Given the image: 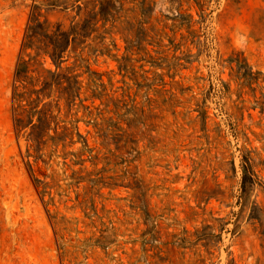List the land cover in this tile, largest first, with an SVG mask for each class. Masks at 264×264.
Returning <instances> with one entry per match:
<instances>
[{
    "label": "rangeland",
    "instance_id": "obj_1",
    "mask_svg": "<svg viewBox=\"0 0 264 264\" xmlns=\"http://www.w3.org/2000/svg\"><path fill=\"white\" fill-rule=\"evenodd\" d=\"M152 1L88 42L80 99L46 101L75 144L38 154L13 117L33 7L84 14L0 0V264H264V0ZM246 156L261 186L241 202Z\"/></svg>",
    "mask_w": 264,
    "mask_h": 264
},
{
    "label": "trees",
    "instance_id": "obj_2",
    "mask_svg": "<svg viewBox=\"0 0 264 264\" xmlns=\"http://www.w3.org/2000/svg\"><path fill=\"white\" fill-rule=\"evenodd\" d=\"M194 1L203 12L206 0ZM47 2L49 8L68 10L72 7L78 10L77 17L82 13L84 17L79 21H73L67 28L63 23H53L46 19L41 13L40 6L33 7L15 73L13 117L18 139L29 133L27 141L32 143L38 154L42 153L50 143L56 148L60 146L66 148L68 140H71V146L75 144L69 129L63 128L62 132H59L61 128L57 118L53 116L51 104L46 101L52 100L58 94L57 106L60 110L61 101H65L69 109H72L80 99L83 89V83L80 81L82 76L76 72L81 68L78 62H84L81 54L88 47V42L103 29L104 35H98L94 40L104 46L105 36L112 33L124 16L135 12V9H126L128 4H135L143 18L150 16L154 4L152 0L140 2L139 0H47ZM182 20V16L179 15L176 22ZM139 24H144V21ZM110 25L111 28L107 29ZM191 27L190 24L188 28ZM126 42L130 49L135 45L134 42L128 40ZM130 49L128 48L127 51ZM79 52L80 57H76L75 66L63 68V65L69 61L70 54ZM109 53L108 50L101 51L102 55ZM47 58L55 67L54 71L45 67ZM123 69L124 67L120 66V70ZM89 77V86L94 83L97 87L96 90H92L91 99H102L104 95L98 92L99 85L92 80L91 74ZM258 186H261V182L255 174L250 158L246 156L242 159L241 202H245Z\"/></svg>",
    "mask_w": 264,
    "mask_h": 264
}]
</instances>
